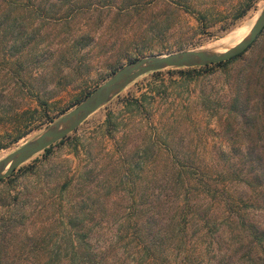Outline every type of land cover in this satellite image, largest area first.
Instances as JSON below:
<instances>
[{
    "label": "rangeland",
    "instance_id": "374dc122",
    "mask_svg": "<svg viewBox=\"0 0 264 264\" xmlns=\"http://www.w3.org/2000/svg\"><path fill=\"white\" fill-rule=\"evenodd\" d=\"M263 4L0 0V159L133 60L232 45ZM168 70L136 79L0 183L18 221L3 264L84 253L86 264H264V29L223 66ZM185 198L196 212L184 229L173 218Z\"/></svg>",
    "mask_w": 264,
    "mask_h": 264
},
{
    "label": "water",
    "instance_id": "95a60500",
    "mask_svg": "<svg viewBox=\"0 0 264 264\" xmlns=\"http://www.w3.org/2000/svg\"><path fill=\"white\" fill-rule=\"evenodd\" d=\"M264 29V4L249 34L237 45L221 52L185 50L176 53L136 59L122 68L98 87L77 107L53 123L33 140L0 159V180L8 178L15 169L33 156L61 141L74 132L91 114L108 103L129 84L146 74L167 69L201 68L226 62L244 53Z\"/></svg>",
    "mask_w": 264,
    "mask_h": 264
},
{
    "label": "trees",
    "instance_id": "16d2710c",
    "mask_svg": "<svg viewBox=\"0 0 264 264\" xmlns=\"http://www.w3.org/2000/svg\"><path fill=\"white\" fill-rule=\"evenodd\" d=\"M1 1L5 2V1H9V0H1ZM8 18L9 17L7 15L5 20H4V22L5 21L7 22V23L5 22V24H6L5 27H7V28L10 27V24H8V22H9ZM81 40L84 41L85 38H82ZM239 56L234 57V58H232V59H230V60H228L226 62L216 64V65H211V66H206V67H201V68L175 69V70H171L170 69L167 72H177V73H180V74L187 73V74H189L191 76V78H193L192 73H195L196 71L205 70V69H208V68H211V67L223 66V65L229 63L230 61L235 60ZM161 72L162 71L153 72V73H151V76L152 77L158 76ZM236 103H238V101L237 100H233L232 105H235ZM246 107H247V102H245L243 108L246 109ZM59 142H62V141H59ZM50 148H51V146L49 148L45 149L44 152H48L50 150ZM182 168H186V170H191L192 169V167L190 165H185V167H182ZM259 172L263 173V175H264V166L261 167V169L259 168ZM190 180L191 179L189 178V176L186 177L185 182L183 184V187L191 189L192 188V184L190 183ZM204 180H205V178H203V179H195V182H196L195 184H196L197 188H198V186H201L202 193L208 192V190L205 187V186H207L206 185L207 181H204ZM3 181L4 180H0V183L3 182ZM259 182H260V180H259ZM182 183H183V178L181 179V185H182ZM9 198L10 197H0V200H2L1 203H0V209L5 208V209H7V212H8L7 214L6 213L2 214V215H6V217H1L0 216V264L8 262V261H6V258H8L6 256H9V254H7V252L9 250H11L13 248V246H14V244H13V242H14V228L18 224L17 216L15 214H14V216L9 214L10 212H13L12 208H14L13 207L14 205H12V203L9 201ZM175 209L176 210L174 212L175 214H174V218L173 219H175L177 223L179 222L180 225L182 227H184V229H185L187 227V225H188L189 215L191 214V212H193V213L196 212V209L193 210V205H191L189 203V200L187 198H185L183 203L178 205V207H176ZM68 226H69V228L71 230H73V232L76 231L77 236L80 238L79 242L80 241L81 242L82 241L86 242L85 234H83V230L84 229H83L81 224L74 223V221L71 220V221H69ZM257 237H258V241L260 242L258 244V246L262 245L261 243L264 241V236L262 234H259V236H257ZM180 242L181 243H185V241H183V240L180 241ZM71 248L73 249L74 246L72 245ZM177 249L178 250H184L183 246H181V245H178ZM90 258H91V254H88V253L85 254L84 253L82 256H79L77 254V255H75V258L73 257V258H69V259L72 262V264H86L89 261ZM55 260H51L50 259L49 263L53 264V262ZM183 264H187V261L184 260Z\"/></svg>",
    "mask_w": 264,
    "mask_h": 264
},
{
    "label": "bare ground",
    "instance_id": "6f19581e",
    "mask_svg": "<svg viewBox=\"0 0 264 264\" xmlns=\"http://www.w3.org/2000/svg\"><path fill=\"white\" fill-rule=\"evenodd\" d=\"M259 13L256 14V16L251 19L249 22H247L245 25H243L242 27L238 28L236 31H234L230 38L228 39V44L229 43H233L232 45L228 46V47H224V48H212V49H209L207 51H210V52H213V53H221V52H224L228 49H230L231 47L237 45L239 42H241L248 34L249 32L251 31L257 17H258ZM217 44V43H216ZM222 44V43H221Z\"/></svg>",
    "mask_w": 264,
    "mask_h": 264
}]
</instances>
